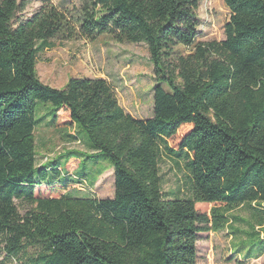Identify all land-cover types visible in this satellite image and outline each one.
Here are the masks:
<instances>
[{
	"label": "trees",
	"instance_id": "obj_1",
	"mask_svg": "<svg viewBox=\"0 0 264 264\" xmlns=\"http://www.w3.org/2000/svg\"><path fill=\"white\" fill-rule=\"evenodd\" d=\"M223 1L224 39L199 41L200 0H81L71 13L42 0L21 21L30 0H0V264H197L198 234L241 221L228 216L237 208L264 242V0ZM100 37L146 45L151 117L126 113L106 79L58 89L38 78L50 40ZM37 102L53 106L52 126L66 112V137L110 162L112 198L71 193L85 175L58 159L37 165ZM163 155L185 161L187 197L164 195Z\"/></svg>",
	"mask_w": 264,
	"mask_h": 264
},
{
	"label": "rangeland",
	"instance_id": "obj_2",
	"mask_svg": "<svg viewBox=\"0 0 264 264\" xmlns=\"http://www.w3.org/2000/svg\"><path fill=\"white\" fill-rule=\"evenodd\" d=\"M20 1V0H17ZM42 0H30L28 6L17 14L16 20L30 17L41 5ZM67 13L79 8L81 0H52ZM198 15V40L224 39V27L229 20V11L223 0H200ZM50 47L39 52L36 72L43 84L62 89L71 77L105 78L114 88L119 105L126 113L137 119L152 116L153 73L145 44H118L106 37L89 42L85 40L59 41L52 39ZM53 106L36 103L35 127L37 165L58 159L64 169L78 175H85L83 191L76 186L69 187L71 193L93 196L98 199L112 198L114 193V173L108 160L94 162L91 152L82 140L66 137L76 135L74 127L67 126L68 116L64 111L52 126ZM189 128H182L169 145H176ZM81 137H83L81 135ZM73 152V159L66 164V153ZM76 156L78 160L76 159ZM83 163L82 160H85ZM80 161V162H79ZM161 188L165 196L187 197L190 187V174L185 161L172 156H161L159 162ZM51 178L47 180L50 183ZM56 195L60 193H55ZM213 205L199 204L200 213H209ZM264 210V208H263ZM228 216L235 217L230 227L220 232L198 234L196 243L197 264H264V242L250 230L251 217L245 208H237ZM231 220V219H230ZM256 233L261 228H255ZM262 236V235H261ZM260 238V239H259ZM12 264H17L13 262Z\"/></svg>",
	"mask_w": 264,
	"mask_h": 264
},
{
	"label": "built area",
	"instance_id": "obj_3",
	"mask_svg": "<svg viewBox=\"0 0 264 264\" xmlns=\"http://www.w3.org/2000/svg\"><path fill=\"white\" fill-rule=\"evenodd\" d=\"M75 186H76L77 189L80 190V191H83V190L85 189V183H84V182H82V183H80V184H76Z\"/></svg>",
	"mask_w": 264,
	"mask_h": 264
},
{
	"label": "crops",
	"instance_id": "obj_4",
	"mask_svg": "<svg viewBox=\"0 0 264 264\" xmlns=\"http://www.w3.org/2000/svg\"><path fill=\"white\" fill-rule=\"evenodd\" d=\"M103 79H105V78H103Z\"/></svg>",
	"mask_w": 264,
	"mask_h": 264
}]
</instances>
